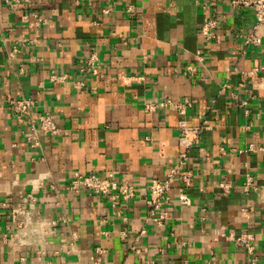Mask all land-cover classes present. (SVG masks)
Segmentation results:
<instances>
[{
    "label": "crops",
    "instance_id": "obj_1",
    "mask_svg": "<svg viewBox=\"0 0 264 264\" xmlns=\"http://www.w3.org/2000/svg\"><path fill=\"white\" fill-rule=\"evenodd\" d=\"M253 19L230 0H0V264H251L244 232L264 264V41L240 52ZM30 97L56 134L34 137L12 112ZM180 120L202 127L190 202L176 183L157 226L148 186L179 160ZM74 172L111 173L132 195L69 192ZM29 204L20 229L12 211Z\"/></svg>",
    "mask_w": 264,
    "mask_h": 264
},
{
    "label": "built area",
    "instance_id": "obj_2",
    "mask_svg": "<svg viewBox=\"0 0 264 264\" xmlns=\"http://www.w3.org/2000/svg\"><path fill=\"white\" fill-rule=\"evenodd\" d=\"M14 5V4H11ZM230 6L235 9H252L254 13L253 23L248 33L243 34L242 44L240 52H245L244 50L251 47L259 46L262 41H264V0H230ZM107 11L104 9L103 13ZM125 13L129 17L134 16V7L128 5L125 8ZM220 19L209 18L204 21L199 27V33L201 38L205 41H210L214 38L212 33L213 29L217 26ZM202 59V56H198ZM97 57L95 55L90 56L85 60V66L83 70L95 73L97 68ZM186 71L189 74H193V68L191 66L186 67ZM256 72L253 69L248 75H252ZM165 103H169L167 100ZM34 106V101L32 97L15 99L10 102V108L12 112L19 118L21 122L26 123L30 126V130L34 137L38 136H50L58 132L54 117L49 115H36L32 114V108ZM188 104L182 101H178L174 104V108L178 114L183 115L187 109ZM179 127H181V135L179 138V145L183 147V150L179 154V160L177 164L172 167L168 173L161 179H152L149 182V196L145 200L147 208V217L154 222L155 225L161 226L164 219L166 218L167 206L171 203L170 191L174 188L173 186L178 183V201L183 205H188L190 200L184 189H187L191 185V172L186 169L189 160V153L191 149L198 144L199 133L201 126L190 127L187 126L184 120L179 121ZM30 141V138H28ZM256 149L255 146L250 145L246 150L241 152H253ZM261 149V148H260ZM69 192L78 193L80 191L90 192L96 196L105 197L106 199L114 200L117 197L126 198L131 197L133 189L127 184L117 183L114 181L112 174H107L106 176H98L94 174H88L87 176H82L78 172H74L69 180L68 184ZM223 186V185H220ZM252 186V180L246 178L244 185V190ZM29 203L33 202L34 198L27 196ZM32 204H29V209L24 210L16 208L12 211V220L16 222L17 227L22 229L26 225L25 220H17V216L23 215L27 216L31 209ZM240 236L241 248L244 250L245 254L251 264H255L256 258L254 254V238L250 233H242Z\"/></svg>",
    "mask_w": 264,
    "mask_h": 264
}]
</instances>
